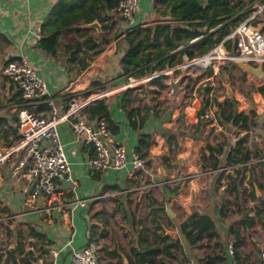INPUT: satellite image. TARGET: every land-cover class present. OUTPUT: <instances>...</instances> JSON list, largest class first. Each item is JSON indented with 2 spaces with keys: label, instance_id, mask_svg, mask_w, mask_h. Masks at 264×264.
Returning <instances> with one entry per match:
<instances>
[{
  "label": "crops",
  "instance_id": "obj_1",
  "mask_svg": "<svg viewBox=\"0 0 264 264\" xmlns=\"http://www.w3.org/2000/svg\"><path fill=\"white\" fill-rule=\"evenodd\" d=\"M60 1L0 0V147L16 139L17 109L22 104L18 88L2 68L6 60L24 56L44 80L59 111L64 109L69 95L87 99L90 102L83 109V117L94 124L96 119L90 116L89 107L102 98L109 112L105 122L114 140L127 148L129 156L141 138L149 139L145 154L148 171L136 173L131 162L118 170H88L86 160L93 155V147L74 138L69 122L60 123V140L71 164V178L76 182L74 185L64 179L61 186L71 189L72 198L90 201L85 206H75L68 215L47 214L43 211V198H29L31 182L13 173L12 166L22 152L3 162L0 165V264L16 243H23L30 250L40 248L39 243L29 247L28 243L34 242L30 240L33 239L30 228L43 236L46 249L59 251L57 264H76L74 252L87 244L90 235H95L96 242L104 241L97 264H118L120 258L124 264L123 256L129 262L127 255L134 261L130 246L144 250L147 245H155L163 249L177 240L178 249L167 247L168 252L158 255L152 264H204L201 260L207 255L216 258L212 264H235L233 248L232 252L229 249L234 241L231 228L238 229L241 236L239 257H246V264H264V106L261 103L264 79L244 71L237 62L225 61L217 72L209 68L210 75L206 71L197 79L186 77L173 91L169 74L178 76L189 58L181 52L184 34H180L173 48L174 39L169 33L165 37V31L157 37V43L143 51L150 61L142 68L161 66L162 69L136 77L138 80L130 81L125 88L129 78L122 73L120 62L127 49L129 31L142 27L144 33V28L150 26L148 42H152L157 24L190 27L188 21L179 19L178 9L172 7L173 0H138L137 11L128 21L114 12L94 18L92 21H97V27L83 25L92 21H79L61 29L55 51L51 52L43 48L40 39L47 31H54L51 11ZM64 1L71 7L90 2ZM241 1L243 6L237 14L246 16L250 1L255 5L261 0ZM255 24L258 28L263 26L260 22ZM260 29L264 34V28ZM187 71L190 70L187 68ZM225 84L229 85L230 94ZM194 88L202 106L205 97H212L209 104L222 129L214 130L203 117L198 129L187 126L180 108ZM212 91L215 94L210 96ZM161 98L165 99L163 105L158 102ZM46 99V96L35 98L29 108L37 114L44 113ZM236 113L246 116L245 126L235 123ZM237 141L245 154L236 153L231 157ZM207 145L219 152L211 156ZM240 157L242 162L226 163L230 158ZM215 159L219 165L214 169ZM240 167L245 175L241 185L226 177L235 178ZM180 173L187 176L181 181L165 183ZM251 175L253 189L249 182ZM149 182L156 185L144 187ZM252 190L254 196L250 193ZM112 193L114 196L108 198ZM191 215L194 218L210 216L217 237L188 244L179 225ZM246 216L253 218L248 228L242 224ZM112 217L119 219L118 225L113 226L115 235L106 240L111 234L108 224ZM214 243L219 245L213 247ZM175 253L178 259L174 258ZM184 254L182 260L180 256ZM14 255H18L16 250Z\"/></svg>",
  "mask_w": 264,
  "mask_h": 264
},
{
  "label": "built area",
  "instance_id": "obj_2",
  "mask_svg": "<svg viewBox=\"0 0 264 264\" xmlns=\"http://www.w3.org/2000/svg\"><path fill=\"white\" fill-rule=\"evenodd\" d=\"M137 7L138 0H121L112 11L128 21L133 18ZM247 7L246 16H242L241 22L224 38V40L236 39L235 52H228L223 45V40L206 54L189 60L183 66L192 72L196 67L197 72L203 74L209 68L217 72L225 61L261 64L260 76L264 79V34L253 22V19L264 10V0L255 5L250 1ZM197 39L192 38L190 43ZM2 71L18 88L24 102L17 109L16 139L11 144L0 147V165L6 160H11L10 158L15 157L20 151L22 152L23 155L12 166L13 173L31 182L29 198L31 200L43 198L44 212L68 215L75 206H85L90 201L89 198H72L69 193L71 189H64L61 186L64 179L76 184L71 178V164L66 157L58 130L59 124L64 121L70 123L71 133L75 139L91 144L93 147V155L86 160L88 170H118L131 162L133 171L136 173L148 171L147 160L136 152H132L129 156L127 148L114 140L103 119L97 120L94 124L84 120L83 108L90 102L89 100H81L77 96L69 95L64 109L59 111L53 97L49 96L44 80L24 56L7 62ZM137 80L130 77L124 87H129L130 81ZM214 94L215 92L212 91L210 96ZM45 96L47 107L44 113L37 114L29 108L35 98ZM261 103L264 106V83L262 84ZM180 110L188 127L193 126L194 129H198L200 119L203 117L214 130L222 129V124L211 105H201L197 88L191 91ZM174 180L177 179L170 178L165 183ZM155 185V182H149L144 187L149 189ZM5 219L7 220L8 217L6 216ZM29 247L33 248V246ZM229 249L232 252L231 245ZM97 250L98 245L95 240L87 242L82 249L75 250L76 264H97ZM58 254L57 249L47 248L45 252L47 259L40 257L36 262L29 264H57Z\"/></svg>",
  "mask_w": 264,
  "mask_h": 264
},
{
  "label": "trees",
  "instance_id": "obj_3",
  "mask_svg": "<svg viewBox=\"0 0 264 264\" xmlns=\"http://www.w3.org/2000/svg\"><path fill=\"white\" fill-rule=\"evenodd\" d=\"M119 1L121 0H90L89 4L87 5L83 3L78 6L71 7V5H65V1L61 0L53 7L51 11L52 18L50 23L53 24L54 31H47L44 34V36L40 39L41 45L48 51L54 52L55 45L57 44V38L60 35L61 29H67L82 20L92 21L94 18L100 19V15L102 13L113 12L112 9L119 3ZM242 3L243 2L241 0H206L205 4H203V0H173L172 7L174 9H178L179 19L188 21L190 23V27L183 29V27H171L169 24L165 23L157 24L153 29L152 38L154 40L152 42H148V32L152 28L150 26L144 28V33H142V27H137L129 31V33L126 35L127 49L120 62L122 73L128 76L127 78H136L147 72L160 71L162 69L161 66H146L142 68V66L147 65V62L150 61L148 54H143V51L152 44L157 43V37L163 34L165 31V37L169 33L171 39H174V43L171 45L173 48L176 47L177 39L180 38V34H184L185 38H182L184 47L182 48L181 52L186 54L189 60L194 59L196 56L200 57L206 54L216 44L221 42L231 32V30L241 22L243 17L240 16V13L237 14V12L242 8ZM253 22L262 23V28H264V10L259 16L253 19ZM211 28L214 29L210 30ZM195 37L198 39L195 42L190 43V40ZM223 45L228 52L232 53L236 51L235 38L226 39L223 42ZM16 59L17 57L10 58L6 60L5 64ZM210 73L211 70L206 72L207 75H210ZM162 77L163 76H160V78ZM211 100L212 97H205L203 99L204 106L208 105ZM23 102L24 101L22 100L21 103ZM89 112L90 116L95 118L96 121L99 119H103L105 121L106 117L109 116L107 105L102 98L96 99V104L89 107ZM235 117L236 124L243 123L242 125L245 126V115L242 113H236ZM106 127L111 135H113L112 130L108 127L107 123ZM149 145V139L141 138L135 152L140 157L145 158V154L147 153ZM235 145V148L231 150V157L236 153H242V155L245 154L242 152L240 141H237ZM207 148L209 149L211 156H214L215 153L219 152V150L213 148L210 145H207ZM247 159L244 161H247ZM237 161L242 162L243 158H230L226 163L233 164ZM217 165H219V163L218 160L215 159V161L212 162V168H217ZM236 174L237 176H235V178H232L230 175H227L226 177L236 184L241 185L245 177L243 169L240 167V169L236 170ZM250 181L251 189H253L252 175L251 178H249V182ZM250 193L252 196L255 195L253 190L250 191ZM150 200L151 202L154 201V199L151 197ZM258 214L259 211H257L256 215ZM252 222L253 218L250 216H246L242 219V224L245 228H248ZM179 231L190 245H195L201 242L204 238L211 239L213 236L217 237L218 235L214 220L210 216L206 215L198 216L196 218L191 215L180 223ZM230 231L234 240L232 243V248L233 257L236 262L235 264H246L247 258L242 257L241 259L239 257V247L242 242L239 231L235 228H231ZM29 234L34 240L32 243H28L29 246L39 243L40 248H34L33 250H30L25 248L23 243H16L14 249L8 250L6 252V257L3 260V264H29L36 262L38 257L47 259L45 256L47 243L44 242L43 236L34 231L32 228L29 229ZM158 238L163 239L161 235H158ZM94 239H96L95 235H90L88 242ZM178 243V240L175 242H170L169 244L164 245L163 249L155 245H147L146 249L144 250L130 246V253L134 257V261H132L130 255H127V258L129 259L130 264H152L157 260L158 255L168 252L167 247H174L175 249H178ZM218 245V243H214L213 247H217ZM15 250L18 254L17 257L14 255ZM36 251L39 252L37 256H35ZM170 256H173V252H170ZM174 258L178 259L177 253L174 254ZM215 259L207 255L201 260V263L204 262V264H212L213 260ZM118 264H123L121 258L118 261Z\"/></svg>",
  "mask_w": 264,
  "mask_h": 264
},
{
  "label": "water",
  "instance_id": "obj_4",
  "mask_svg": "<svg viewBox=\"0 0 264 264\" xmlns=\"http://www.w3.org/2000/svg\"><path fill=\"white\" fill-rule=\"evenodd\" d=\"M83 25L97 27L98 24H97V21L94 20V21H92V22H90L88 24H83ZM237 65L240 68H242L244 71L250 72V73H252V74H254L256 76H259L261 74V69H262L261 64H257V65L254 66V65H252L250 63H247V62H237ZM195 71H197L196 67L194 68V72L187 71V67H183L181 69V71H180V74L178 76H176V77H175V75L172 72H170V74H169V77H170L169 85L173 89V91H175L178 88L180 82L183 79H185L186 77H192V78H195V79L199 78L200 74L195 72ZM225 87L227 89L228 94H230L231 90L229 88V85L225 84ZM123 262H124V264H129V262L126 259L125 256H123Z\"/></svg>",
  "mask_w": 264,
  "mask_h": 264
},
{
  "label": "rangeland",
  "instance_id": "obj_5",
  "mask_svg": "<svg viewBox=\"0 0 264 264\" xmlns=\"http://www.w3.org/2000/svg\"><path fill=\"white\" fill-rule=\"evenodd\" d=\"M260 28H262V26H260ZM185 91L188 93V90H185ZM217 91H218V87H217L216 92H217ZM186 92H185V93H186ZM187 93H186V96H187ZM165 98H166V97H165ZM185 99H186V97H185ZM164 100H165V99H163V98L158 99L159 104H160V105H163V104L165 103ZM185 176H187L185 173H180V174H179L177 177H175V178L177 179V181H181ZM173 178H174V177H173ZM187 179H188V178H187ZM113 196H114V195H110V194H109L107 197H108V198H112ZM118 221H119L118 218H115V217H112V218H111V223L108 224V227H109V229H110V231H111V234L107 236L106 240H108V239L110 238V236L115 235L114 227H113V226H117V225H118ZM97 243H98V244H97V245H98L97 253H98V258H99L100 256H102L101 253H100L99 251L103 248L104 241L101 240V239H99ZM180 258L183 260V259L185 258V254L182 255V256H180Z\"/></svg>",
  "mask_w": 264,
  "mask_h": 264
}]
</instances>
